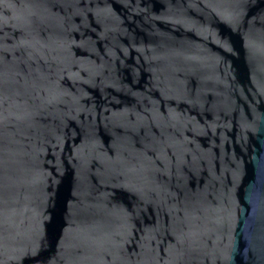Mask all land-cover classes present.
Here are the masks:
<instances>
[{
    "label": "water",
    "instance_id": "water-1",
    "mask_svg": "<svg viewBox=\"0 0 264 264\" xmlns=\"http://www.w3.org/2000/svg\"><path fill=\"white\" fill-rule=\"evenodd\" d=\"M0 264H264V0H0Z\"/></svg>",
    "mask_w": 264,
    "mask_h": 264
}]
</instances>
